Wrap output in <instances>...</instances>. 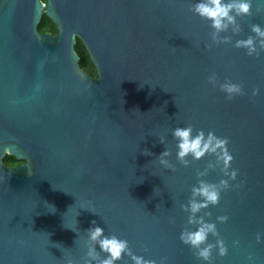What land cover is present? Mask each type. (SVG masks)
Returning <instances> with one entry per match:
<instances>
[{
  "label": "water",
  "instance_id": "obj_1",
  "mask_svg": "<svg viewBox=\"0 0 264 264\" xmlns=\"http://www.w3.org/2000/svg\"><path fill=\"white\" fill-rule=\"evenodd\" d=\"M197 2L0 0V264H84L93 226L157 264H209L180 239L197 230L181 205L215 160L178 162L172 133L188 124L229 138L239 170L219 204L197 214L211 212L228 248L222 257L217 246L211 264H264V49L258 38V57L234 46L255 36L251 25L264 28V0H251L241 32L221 33L232 42L219 45L190 10ZM46 14L58 34L40 32ZM77 39L97 77L80 67ZM213 73L247 95L227 100ZM165 147L175 172L158 161ZM6 155L23 163L7 167ZM202 179L228 177L218 167Z\"/></svg>",
  "mask_w": 264,
  "mask_h": 264
},
{
  "label": "clouds",
  "instance_id": "obj_2",
  "mask_svg": "<svg viewBox=\"0 0 264 264\" xmlns=\"http://www.w3.org/2000/svg\"><path fill=\"white\" fill-rule=\"evenodd\" d=\"M194 14L200 18L211 22L210 27L211 40L219 45L221 43H231V36H221V33L228 32L229 29L234 34L241 32V26L237 18L252 15L251 0H199V2L192 5L190 9ZM251 31L255 36H248L247 39L237 40L235 47L247 49L249 56H259L257 48V38L259 39V49H264V28L260 24L251 25ZM211 48V45H207ZM208 82L214 87L219 86L220 91L226 94V99L234 100L237 96H244L247 93L240 83H234L231 80H226L220 83L216 73L208 77ZM260 94L259 88H254L252 95ZM139 111V110H137ZM173 137L177 141V160L184 167H189L191 161L190 156L199 161L206 156H214L215 160H210L207 167L203 171H197L198 186H193L191 189V198L187 204L181 205L183 211L190 213L188 216V224L197 226V230H190L188 227L182 231L181 241L189 245L198 259L212 262L213 250L218 246L219 255L226 256L228 248L225 242L219 238L220 234L217 230L216 224L206 222L205 216H211V212H205L204 215L198 216L204 209L209 208L210 205H218L221 199V193L231 187L229 180H236L238 176V169H232V162L234 156L229 150V138L218 137L215 132L208 131L205 133L203 129L195 130L194 126L188 124L186 127H176L173 130ZM161 144H166V138H159ZM148 151V150H147ZM149 152V151H148ZM172 152L165 147V150L157 157L159 163L173 172L176 171V165L171 162ZM220 168L223 175L228 179H221L219 183H210L202 179L207 176L209 170ZM31 175V173H29ZM217 219L220 222H227L228 216H219ZM96 225L95 221H92ZM88 237V251L84 258V264H116L117 261L123 259V256L131 257L134 264H157L156 260L145 259L143 256L135 255L129 247V242L118 238L116 235H105L104 228L100 226H93L86 231ZM217 237L216 243H208L209 235ZM257 242H262L261 234H257ZM99 246V251L97 250ZM101 253L107 254L102 256ZM165 259L161 260L160 264H165ZM68 264H76L74 259H68Z\"/></svg>",
  "mask_w": 264,
  "mask_h": 264
},
{
  "label": "trees",
  "instance_id": "obj_3",
  "mask_svg": "<svg viewBox=\"0 0 264 264\" xmlns=\"http://www.w3.org/2000/svg\"><path fill=\"white\" fill-rule=\"evenodd\" d=\"M39 30L41 33H47V32H51L53 34L59 33L58 26L47 14L43 17V20L39 25ZM75 49L78 55L80 56V63H79L80 67L91 76L97 77L96 67L92 62L85 46L79 39H77ZM3 163L7 167H12V166H17L20 163H23V161L16 160L14 157L6 155L3 158Z\"/></svg>",
  "mask_w": 264,
  "mask_h": 264
}]
</instances>
